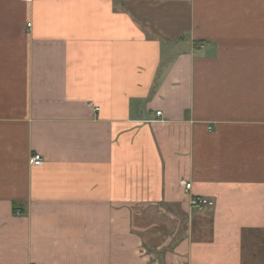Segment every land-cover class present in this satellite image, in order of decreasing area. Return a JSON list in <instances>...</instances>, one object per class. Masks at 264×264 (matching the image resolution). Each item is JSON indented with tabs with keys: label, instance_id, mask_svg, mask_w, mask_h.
Instances as JSON below:
<instances>
[{
	"label": "crops",
	"instance_id": "1",
	"mask_svg": "<svg viewBox=\"0 0 264 264\" xmlns=\"http://www.w3.org/2000/svg\"><path fill=\"white\" fill-rule=\"evenodd\" d=\"M0 264H264V0H0Z\"/></svg>",
	"mask_w": 264,
	"mask_h": 264
},
{
	"label": "built area",
	"instance_id": "2",
	"mask_svg": "<svg viewBox=\"0 0 264 264\" xmlns=\"http://www.w3.org/2000/svg\"><path fill=\"white\" fill-rule=\"evenodd\" d=\"M22 2L25 3H31L32 0H21ZM199 47H202L200 43H197ZM157 115L159 116L160 113L158 112ZM29 164L32 166H42L43 165V158L39 154H33L29 158ZM180 186L185 188V190L189 191L191 188V184L187 183L184 180H181L179 182ZM214 206V202L211 200H208L206 198L202 197H196V196H191L189 198V207L191 209H196V210H202L204 208H212Z\"/></svg>",
	"mask_w": 264,
	"mask_h": 264
}]
</instances>
